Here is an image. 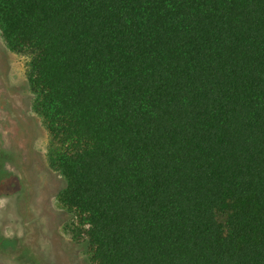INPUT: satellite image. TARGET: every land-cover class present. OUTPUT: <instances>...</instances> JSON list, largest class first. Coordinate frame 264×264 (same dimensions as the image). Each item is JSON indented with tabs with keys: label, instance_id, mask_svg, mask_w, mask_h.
Segmentation results:
<instances>
[{
	"label": "trees",
	"instance_id": "trees-1",
	"mask_svg": "<svg viewBox=\"0 0 264 264\" xmlns=\"http://www.w3.org/2000/svg\"><path fill=\"white\" fill-rule=\"evenodd\" d=\"M0 35L91 264H264V0H0Z\"/></svg>",
	"mask_w": 264,
	"mask_h": 264
},
{
	"label": "rangeland",
	"instance_id": "rangeland-1",
	"mask_svg": "<svg viewBox=\"0 0 264 264\" xmlns=\"http://www.w3.org/2000/svg\"><path fill=\"white\" fill-rule=\"evenodd\" d=\"M26 60L0 35V235L9 244L0 264H91L63 230V180L46 159L48 132L32 108Z\"/></svg>",
	"mask_w": 264,
	"mask_h": 264
},
{
	"label": "flooded vegetation",
	"instance_id": "flooded-vegetation-1",
	"mask_svg": "<svg viewBox=\"0 0 264 264\" xmlns=\"http://www.w3.org/2000/svg\"><path fill=\"white\" fill-rule=\"evenodd\" d=\"M7 245H9L8 244V242L6 241V239L3 237V236H1L0 235V250L2 251V252H4L5 250V246H7ZM21 257H24L25 258V255L22 253L21 254ZM20 257V258H21ZM23 262H25V260L23 261ZM23 262H21V264L23 263Z\"/></svg>",
	"mask_w": 264,
	"mask_h": 264
}]
</instances>
